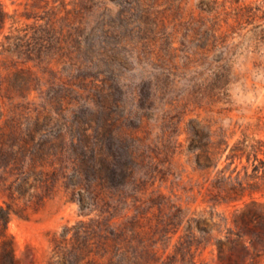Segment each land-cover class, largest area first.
<instances>
[{"label": "rangeland", "instance_id": "1", "mask_svg": "<svg viewBox=\"0 0 264 264\" xmlns=\"http://www.w3.org/2000/svg\"><path fill=\"white\" fill-rule=\"evenodd\" d=\"M247 1L0 0L15 264H224L218 240L231 264L251 252L258 217L234 222L264 201L261 170L239 156L264 149V40L233 16Z\"/></svg>", "mask_w": 264, "mask_h": 264}, {"label": "trees", "instance_id": "2", "mask_svg": "<svg viewBox=\"0 0 264 264\" xmlns=\"http://www.w3.org/2000/svg\"><path fill=\"white\" fill-rule=\"evenodd\" d=\"M9 16L7 11L4 10V8L0 5V28L3 26L6 18ZM234 19L240 26L245 27L247 25H250L249 30L251 32L252 38L254 41H262L264 40V26L261 25V22L259 23V20L264 21V0H250L243 3H238L234 7L233 12ZM233 26V25H232ZM256 44V43H255ZM225 73L228 71V68L225 67V69L222 72ZM241 147H239L240 149ZM260 153L263 154V156H260ZM245 154L247 157V160H250L252 157V168L251 173H256L261 170V177H264V149L257 148L255 152L250 155L249 151L244 149L241 151L240 157ZM236 156V154H235ZM245 168L244 172L245 175H250L251 173H248L247 167L243 166ZM248 187L250 186V189H247V192L249 194H252L254 190L257 188L254 187V182H247ZM246 186L243 185L242 181L238 180L237 182L231 183V188L228 190V194L232 196V199H238L241 198L245 192ZM256 204L259 206L260 213L257 214V211L255 209H251L250 205ZM11 209L9 207H4L0 205V264H15L14 263V240L12 236L7 232L6 230V222L10 216ZM258 217V220L255 224L256 228H260V232L256 231L255 228L247 227V234H249L250 239L249 242L252 244V250L249 253H246L245 255L238 256L239 260H234V264H238L239 261L243 263L245 260L249 259V264H253L252 258L254 255H258L260 253H264V220L262 217L264 216V201H259L256 198H252L248 203H246V207L241 212L240 220H235L236 225H247V220L251 221L253 217ZM237 236H242L241 233L236 232ZM108 242V238H102L100 241V245L104 247L106 243ZM217 257L221 261H223L224 264H231V245L227 244L225 241L218 240L217 241ZM74 258H76V252L74 251ZM112 260V256L110 255L107 257V261H103L101 259H90L87 263L88 264H108ZM63 264H83L82 262H79L78 260L67 259L66 262Z\"/></svg>", "mask_w": 264, "mask_h": 264}]
</instances>
